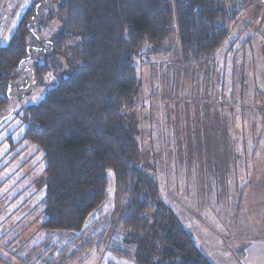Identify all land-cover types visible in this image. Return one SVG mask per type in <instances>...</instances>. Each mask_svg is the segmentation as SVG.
I'll list each match as a JSON object with an SVG mask.
<instances>
[{
	"label": "rangeland",
	"instance_id": "obj_1",
	"mask_svg": "<svg viewBox=\"0 0 264 264\" xmlns=\"http://www.w3.org/2000/svg\"><path fill=\"white\" fill-rule=\"evenodd\" d=\"M48 1L0 0V45L35 4L33 30L48 49L59 28L57 17H45L58 0ZM230 1L243 10L214 53L182 58L174 19L162 42L143 47L125 123L134 130L132 161L157 179L160 199L209 259L264 264V0ZM16 75L13 103L0 113V264H140L109 250L126 205L111 169L107 198L82 229L44 227L43 151L23 137L17 114L49 84Z\"/></svg>",
	"mask_w": 264,
	"mask_h": 264
},
{
	"label": "trees",
	"instance_id": "obj_2",
	"mask_svg": "<svg viewBox=\"0 0 264 264\" xmlns=\"http://www.w3.org/2000/svg\"><path fill=\"white\" fill-rule=\"evenodd\" d=\"M56 5L45 16L59 21L58 31L45 41L48 49L33 30L35 4L0 45V113L13 103L19 70L40 85L49 84L48 72L57 76L40 99L22 104L17 114L23 137L43 151L44 227L82 229L107 198L111 169L125 184L126 205L110 251L140 264H214L160 199L157 179L132 161L134 130L125 117L141 86L136 60L147 53L146 44L162 42L172 19L182 58L206 56L229 35L242 6L230 0H58ZM37 52L50 60L40 61ZM29 59L30 69L23 66Z\"/></svg>",
	"mask_w": 264,
	"mask_h": 264
},
{
	"label": "crops",
	"instance_id": "obj_3",
	"mask_svg": "<svg viewBox=\"0 0 264 264\" xmlns=\"http://www.w3.org/2000/svg\"><path fill=\"white\" fill-rule=\"evenodd\" d=\"M47 229V228H46ZM264 232V229L262 230Z\"/></svg>",
	"mask_w": 264,
	"mask_h": 264
}]
</instances>
